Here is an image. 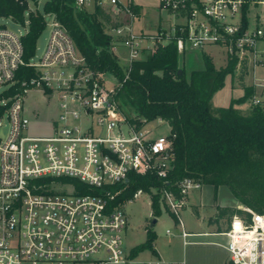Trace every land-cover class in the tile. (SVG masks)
Returning a JSON list of instances; mask_svg holds the SVG:
<instances>
[{"label":"built area","instance_id":"2783aa9c","mask_svg":"<svg viewBox=\"0 0 264 264\" xmlns=\"http://www.w3.org/2000/svg\"><path fill=\"white\" fill-rule=\"evenodd\" d=\"M74 2L78 7L118 5L117 0ZM245 4L248 12L264 0H159V9L175 19L168 28L149 37L134 31L130 23L112 31L123 36L129 62L138 59L142 49L152 51L172 38L181 56L187 49H222L225 62L236 60L234 73L246 75L251 68L250 83L245 84L253 87L248 102L264 108V75H256V69L264 70V26L249 20L243 25ZM121 8L129 19L135 18L128 4ZM27 15L28 10L23 33L0 26V264L125 263L132 258L130 249L123 247L122 233L128 225L124 203L111 202L122 187L113 191L111 186L125 182L130 172L165 179L173 160L169 131L154 135L153 128L145 122L138 125L135 116L125 113L117 85L105 88L103 74L85 65L54 16L41 55L25 59L21 38L27 31ZM21 66L32 67L35 74L20 80L21 91L10 93ZM32 89L40 90L46 101L54 97L53 117L45 121L29 117L25 93ZM43 126L47 131L39 130ZM200 184L183 178L178 196L165 186L158 188L160 204L178 226L187 193ZM245 210L247 216L232 215L226 229L217 233L227 238V261L264 264V213ZM180 235L185 237L186 232ZM138 263L181 264L151 253Z\"/></svg>","mask_w":264,"mask_h":264},{"label":"trees","instance_id":"16d2710c","mask_svg":"<svg viewBox=\"0 0 264 264\" xmlns=\"http://www.w3.org/2000/svg\"><path fill=\"white\" fill-rule=\"evenodd\" d=\"M83 8L76 6L74 0H46L43 11L52 14L67 30L89 69L97 74L109 73L116 79V96L134 112L138 125L158 118L169 125L173 160L166 178L149 172H130L125 182L111 186L113 191L122 187L111 202L124 203L140 189L151 195L152 214L158 215V188L165 186L178 196L179 182L188 177L215 186L224 184L241 204L264 213V108L255 104H249L246 112L238 108L253 93V87L242 81V95L232 98L228 106L216 107L211 102L213 93L224 85L225 77L234 75L236 60L229 58L216 67L211 56L202 52V66L187 69L179 63L172 38L148 51L145 58L130 61L124 70L112 51L111 36L103 27H116L120 23L98 4L93 5L92 12ZM128 8L137 14L131 3ZM25 11L26 0H0V16L23 22ZM246 13L247 4L242 8L243 25L248 22ZM27 18V31L21 38L25 59L34 54L36 39L45 26L44 15L38 11L28 10ZM34 74L32 67L21 66L10 93L21 91L20 80ZM242 75L239 74V80ZM150 187L157 191L151 193ZM214 207L215 213L208 223L229 221L234 214L248 215L246 210L234 206ZM145 235L144 241L130 248L129 258L143 250L155 254V232L148 227Z\"/></svg>","mask_w":264,"mask_h":264},{"label":"rangeland","instance_id":"374dc122","mask_svg":"<svg viewBox=\"0 0 264 264\" xmlns=\"http://www.w3.org/2000/svg\"><path fill=\"white\" fill-rule=\"evenodd\" d=\"M27 1V10L32 11H38L44 15L45 18V26L38 35L35 43V49L33 58L34 60H37L38 57L43 52V49L45 47L49 31H50V23L53 21V15L52 14H45L43 11V6L46 0H26ZM106 9H108L107 6H105ZM83 9H85L88 12L93 11V5H86ZM158 11V9H157ZM160 11V14L162 18H167L169 24H173L175 19L169 15H167L164 11ZM158 14V13H157ZM258 17V19H254V17ZM26 17V16H25ZM247 17L250 23L257 22L264 26V4H257L254 6H250L247 12ZM143 20L141 17L140 19H134V23L132 25L133 30L137 31L139 24L141 21H147V23H151L154 19L153 16L145 15ZM0 26H5L6 28L14 31V32H20L23 33L25 29V24L23 22H15L9 17H3L0 16ZM104 30L108 32L111 36V43L112 46L115 44L116 46H119L121 40L123 39V36H112L114 35V31L111 30L113 27H109L107 25H104ZM151 31L154 30L152 27L150 29ZM146 33V32H145ZM156 33V32H154ZM154 33H148L145 34V37H149L150 34H153L154 36L156 34ZM163 43L166 42V39L162 40ZM144 43L150 45L151 40H146ZM125 50V49H124ZM113 51V49H112ZM121 50H116V57L118 64L122 69H126L129 65V61L127 60L126 52L128 55V51H124L122 53ZM205 52L207 54H210L212 57V61L216 67L222 66L225 64V57L222 49L216 47V46H206L202 50H196L194 53V56L192 57V61H190V64H185V67L187 69L189 68H200L202 66V58L201 53ZM149 54L148 51L145 49H142V53L138 56V59L145 58ZM187 56V53H186ZM182 56L178 55L179 63L181 61ZM250 68V67H249ZM251 68L248 72V74L245 75V80L250 81V78L252 77V74L250 73ZM256 75L261 76L264 75V70L262 72L260 69H256ZM104 76V86L106 89H111L116 86V79L109 73L103 74ZM234 76V75H233ZM227 75L224 80V85L214 92V96L212 99L213 106L219 107L227 103L228 98L233 92V96L235 95V90L232 87V84H234L235 76ZM233 77V78H232ZM2 90V87H0V92ZM232 91V92H231ZM25 106L27 109V113L31 119H33L34 115L37 116V119L41 120H48V118L53 117L56 114V104L54 97H51L48 101L44 100L42 97V93L38 89H32L25 93ZM121 108L124 110L125 113L131 116H135L134 112L127 106H125L122 101L120 100ZM249 107V102L246 101L244 103L238 104V108L241 109L242 112H246ZM147 127H151L154 129V135L158 134H166L169 131V125L166 122H159L158 119H153L146 123ZM48 127L43 126L42 129H39L42 132L47 131ZM4 133V129H2L1 134ZM155 187H150L151 193H155ZM202 191V201L201 204L203 206L202 212H209L211 208V204H213L217 199L220 201L224 200V202H228L230 204H235L236 200L230 198L231 192L229 191L228 187L226 185H217L215 186L212 183H202L200 189ZM155 191V192H153ZM191 197L193 199L196 198L198 192H196L195 189H191ZM232 197V196H231ZM151 195L147 194L145 192H141L137 194L136 196L133 195L132 199L124 202L123 204V210L125 213V216L127 218V229L122 233L123 238V247L130 249L131 247L141 243L145 239V230L146 228L150 227L156 234V237L154 239V244L160 248L163 249L166 255H173L178 252V245L180 238L175 232V229H178V225L175 221L174 216L166 210L164 205L160 204V213L158 215L152 214V209L150 205ZM238 208L246 209L248 206H245L244 204H241L238 201ZM180 216L182 220L185 223L186 228H199L198 226V220L196 218V213L192 210V205H188L185 209H182L180 211ZM155 218V223L151 225V219ZM228 224V221L223 219L219 222L218 225L212 226L211 229L213 231H222L224 230L225 226ZM166 229L170 230V233H165ZM209 238V237H208ZM211 239L218 241V242H225L226 237L223 235H214L210 237ZM199 239V238H197ZM149 255L148 250H143L139 252L135 257H133L131 260L125 262V263H117V264H139L138 261L141 258H144ZM202 264V263H199Z\"/></svg>","mask_w":264,"mask_h":264},{"label":"crops","instance_id":"0c3cea01","mask_svg":"<svg viewBox=\"0 0 264 264\" xmlns=\"http://www.w3.org/2000/svg\"><path fill=\"white\" fill-rule=\"evenodd\" d=\"M117 1H118V5H116V6L108 5L107 6L108 9H106L105 7H103V8L110 13V16L113 20L118 21V23H120L119 25H126L127 23H130V25L132 27V25L134 23V19H138V18L140 19V17H141L143 20H145L144 16L150 15V16L154 17L152 22L147 23V21H141V23L138 26L137 31L146 32V33H154L157 30H159L160 28H168L170 26L168 19L162 18L161 14H160V11H159L160 9L158 7L159 0H117ZM128 3H131L132 5H134L136 7V10H137V14H136L135 18H133V19H129L128 14L124 10H122V8H121L122 5H125ZM157 9H158V11H157ZM152 27L154 28L153 31L150 30ZM111 30H112V28H111ZM112 36L117 37L116 34H114ZM262 44H264V43H262ZM112 49H113V52L115 54H117L116 53L117 49L121 50L122 53H124L125 50L128 51V49L126 47H124L121 44V42H120L119 46H116L114 44L112 46ZM195 52H196V49H187L186 51H184L182 58H181V61H180V65H182V64H184V66H185V64L189 65L190 61H192V57L194 56ZM186 53H187V56H186ZM126 56H127V52H126ZM234 76L233 77L235 78L236 81L234 82V84H232V87L235 89V90H233V91H235V95L233 96V92L231 91L232 94L228 98L227 103L220 106V107L228 106L230 103V100L232 98H237V97L242 95L243 88L241 85V81L244 84L250 83V81L248 82L245 80V75H242V80H239V74L234 73ZM213 96H214V93L211 97V101L213 99ZM201 185H202V183L200 184V186L198 188H193L196 190V192H198L195 199H193V197H191V191H189L187 193L186 199H185V206H183V208H182V209H185L189 204L192 205V210L196 213V218L198 220L199 228H186L185 223L181 218L182 224H181V226H178V229H175V232L177 235H174V236H178L180 238L179 245H178L179 246L178 252L176 254H173V255H171V254L166 255L165 252L163 251V249L158 248L154 244V241H153V246L155 249V254H153V255L159 257L164 262L181 263V264H199V263H202V264H225L227 261V252H226V249L224 247V245L227 242V238H226V241L223 243L215 241V240L210 238L211 236H214V235H221V234L217 233L218 231H213L211 229V227L218 225L219 222L223 219H219L216 222L213 221L212 223H208L207 220L210 216H212L215 213V207H214L215 204L220 205V206L237 207L238 206V200L231 194L232 197L230 196V198H231V200L232 199L236 200L235 204H233V203L230 204L228 202H224V200L219 202V200L217 199L213 204L210 205L212 209L209 212H202L201 211L203 208V206L201 204L202 191L199 190ZM220 185H224V184H220ZM228 223H229V221H228ZM227 226H228V224L225 226L224 229H226ZM182 230L186 232L185 237H182L180 235V231H182ZM197 238H199V239H197ZM149 254H150V252H149Z\"/></svg>","mask_w":264,"mask_h":264},{"label":"water","instance_id":"95a60500","mask_svg":"<svg viewBox=\"0 0 264 264\" xmlns=\"http://www.w3.org/2000/svg\"><path fill=\"white\" fill-rule=\"evenodd\" d=\"M177 72L180 73L181 72V69H178ZM155 221H156L155 218H152L151 219V225H153L155 223Z\"/></svg>","mask_w":264,"mask_h":264}]
</instances>
